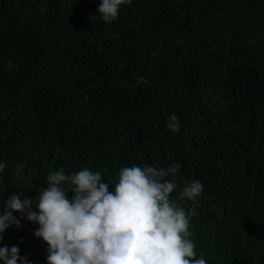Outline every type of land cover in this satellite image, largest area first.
Segmentation results:
<instances>
[{"label": "trees", "instance_id": "16d2710c", "mask_svg": "<svg viewBox=\"0 0 264 264\" xmlns=\"http://www.w3.org/2000/svg\"><path fill=\"white\" fill-rule=\"evenodd\" d=\"M99 2L0 0V202L35 199L60 168L111 182L175 165L186 212L180 190L204 186L196 258L264 264V0H131L112 23ZM21 224L3 245L46 264L37 225Z\"/></svg>", "mask_w": 264, "mask_h": 264}, {"label": "clouds", "instance_id": "9594fccd", "mask_svg": "<svg viewBox=\"0 0 264 264\" xmlns=\"http://www.w3.org/2000/svg\"><path fill=\"white\" fill-rule=\"evenodd\" d=\"M129 3L100 0L97 15L112 23ZM166 123L180 131L175 114ZM5 167L0 162V173ZM176 173L175 165L122 167L109 182L87 167L51 172L35 199H22L21 191L0 202V264H30L18 246L3 245L6 230L20 229L22 220L37 225L33 236L46 245V264H206L196 258L190 231L204 186L192 180L180 190L179 199L193 205L186 212L171 199Z\"/></svg>", "mask_w": 264, "mask_h": 264}]
</instances>
